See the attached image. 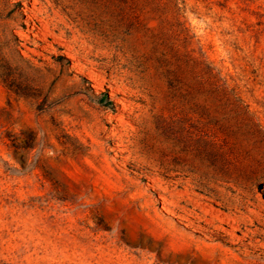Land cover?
I'll return each mask as SVG.
<instances>
[{
	"label": "rangeland",
	"instance_id": "374dc122",
	"mask_svg": "<svg viewBox=\"0 0 264 264\" xmlns=\"http://www.w3.org/2000/svg\"><path fill=\"white\" fill-rule=\"evenodd\" d=\"M180 5L0 0V264H264V0Z\"/></svg>",
	"mask_w": 264,
	"mask_h": 264
},
{
	"label": "trees",
	"instance_id": "16d2710c",
	"mask_svg": "<svg viewBox=\"0 0 264 264\" xmlns=\"http://www.w3.org/2000/svg\"><path fill=\"white\" fill-rule=\"evenodd\" d=\"M117 1V6L120 9V15L121 17H124L126 15V27H130L132 24L133 20H136V10L138 9V6H146L149 7L151 13H156L158 14V17H160L162 14H164L165 16L171 15L174 16L175 20H177V22L179 23V25L182 26L183 29H185V25L183 21H180V18L183 17V13L185 12L180 3H184V0H181V2L179 0H116ZM129 9L128 13H125L124 9ZM125 13V15H124ZM148 31L150 32V36L153 38L154 33H153V29H148ZM153 52H157L158 51L154 48ZM174 57L175 54L173 53ZM158 60L160 61V63L164 64V65H170L172 63V59L169 56V54H167L166 52H159L158 54ZM178 57V56H177ZM175 57V60H177L178 58ZM195 61V60H194ZM105 103H107L106 105H111L110 103H108V98H106Z\"/></svg>",
	"mask_w": 264,
	"mask_h": 264
},
{
	"label": "bare ground",
	"instance_id": "6f19581e",
	"mask_svg": "<svg viewBox=\"0 0 264 264\" xmlns=\"http://www.w3.org/2000/svg\"><path fill=\"white\" fill-rule=\"evenodd\" d=\"M184 174H186V173H184ZM187 176H188V174H187ZM189 176L192 180L196 179V180H199V182L202 181L203 183L204 182L208 183V184L210 183L209 189H207V191H206V192H208V194L210 193V195L208 197H209V199H211L213 201H216V202L219 201L221 208L222 207H223V209L224 208H227V209H240L241 208V205L243 203V197H240V196L237 197V195H235L237 192L234 194L235 196L232 195V193L235 190L237 191V186L234 184L235 182L231 178L220 173V170L211 167L210 172L208 174V177L205 179H204V177L196 176L193 173H190ZM189 176H188V178H189ZM238 185H240V184H238ZM203 188H205V187H203ZM239 188H241V187H239ZM239 188H238V192L240 191ZM212 189H215L216 192H213ZM231 195H232V197H229ZM207 222L209 223V221H207ZM213 222L215 223L214 220H213ZM222 223H223V221H222ZM217 227H219V226H217ZM220 227H221V225H220ZM217 229L219 230V228H217ZM223 229H221V230L223 231ZM246 237H248V236H246Z\"/></svg>",
	"mask_w": 264,
	"mask_h": 264
}]
</instances>
